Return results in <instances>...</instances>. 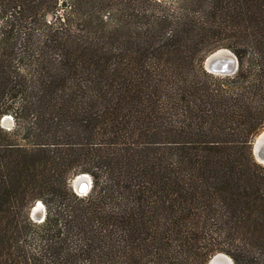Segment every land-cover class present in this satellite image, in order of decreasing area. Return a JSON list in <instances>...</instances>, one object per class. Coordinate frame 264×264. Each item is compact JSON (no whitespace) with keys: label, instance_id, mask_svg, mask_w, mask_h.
Listing matches in <instances>:
<instances>
[{"label":"trees","instance_id":"16d2710c","mask_svg":"<svg viewBox=\"0 0 264 264\" xmlns=\"http://www.w3.org/2000/svg\"><path fill=\"white\" fill-rule=\"evenodd\" d=\"M263 128L264 0H0V264H264Z\"/></svg>","mask_w":264,"mask_h":264},{"label":"water","instance_id":"95a60500","mask_svg":"<svg viewBox=\"0 0 264 264\" xmlns=\"http://www.w3.org/2000/svg\"><path fill=\"white\" fill-rule=\"evenodd\" d=\"M221 50H224L223 52H226V51L229 52V53L231 52L232 55H234V56L228 58L227 56L222 54L223 52L219 53ZM202 65L210 73L219 74V75H228V74H233V73H235L237 71L239 63H238V58H237L236 54L232 50H230L229 48H226V47H220V48H217L214 51L208 53L204 57V59L202 61ZM8 118L12 119L11 116H9ZM3 119H2V122L5 120V119L4 120ZM3 123H5V122H3ZM263 130H264V128L261 131H259L253 137L252 142H251V149H252L253 156L255 157V159L258 162H260L262 164H263V162H261L258 158L261 157L262 159H264V142L261 141V137H260L261 136V132ZM259 139H260L261 142H259ZM81 175H89L90 176V181H88L87 179L80 180L81 181V184H80L81 186H79L76 189L75 186H74V180L76 178L80 177ZM71 183H72L73 190L78 195H86L90 191V189L92 187L93 180H92V177H91L90 174L82 172V173L76 174L73 177ZM39 201L42 202L41 200H39ZM39 201L37 200L35 202V204L31 207V210H30L31 217L33 219H35V221H37V222L43 221V219L45 217V214H46L45 205L43 204V202H42L43 208L39 209V210H35V206L37 205V203ZM211 258L208 260L207 264H209ZM231 260H232V264H234L232 258H231Z\"/></svg>","mask_w":264,"mask_h":264},{"label":"bare ground","instance_id":"6f19581e","mask_svg":"<svg viewBox=\"0 0 264 264\" xmlns=\"http://www.w3.org/2000/svg\"><path fill=\"white\" fill-rule=\"evenodd\" d=\"M224 50H221L219 53L223 52ZM223 55L227 56L228 58L234 56L232 55V53L230 52H223L222 53ZM9 116H5L4 117V121L3 122H6L9 120L8 118ZM261 141L264 142V130L261 132ZM260 139H259V142H261ZM261 162H263L264 164V159H262L261 157L258 158ZM82 179H87L88 181H90V176L89 175H81L80 177L76 178L75 181H74V186L75 188L77 189L79 186H81V181ZM39 201V200H38ZM43 208V205H42V202H38L37 205L35 206V210H39V209H42ZM210 264H232V260L231 258L226 255L225 253H218L217 255H215L211 260H210Z\"/></svg>","mask_w":264,"mask_h":264},{"label":"rangeland","instance_id":"374dc122","mask_svg":"<svg viewBox=\"0 0 264 264\" xmlns=\"http://www.w3.org/2000/svg\"><path fill=\"white\" fill-rule=\"evenodd\" d=\"M5 116H11V118L12 119H10L9 118V120L8 121H6L5 123H3L2 122V119L5 117ZM1 125L4 127V128H6V129H10V128H12L13 127V125H14V120H13V116L11 115V114H5L4 116H2V118H1ZM255 158V157H254ZM86 173V172H85ZM89 174V173H88ZM76 175V174H75ZM75 175H73L72 177H71V179H70V185H71V188L73 189V187H72V179H73V177L75 176ZM75 181V180H74ZM74 191V190H73ZM75 192V191H74ZM76 193V192H75ZM77 194V193H76ZM35 204V203H34ZM33 204V205H34ZM30 210H31V208H30ZM45 210H46V208H45ZM30 217H31V213H30ZM32 218V217H31ZM33 219V218H32ZM34 221H35V219H33ZM219 253H225V252H219ZM218 254V252L215 254V255H217ZM226 255H228L227 253H225ZM214 255V256H215ZM213 256V257H214ZM229 256V255H228ZM212 257V258H213ZM230 257V256H229ZM211 258V259H212ZM231 258V257H230ZM209 264H210V262H209Z\"/></svg>","mask_w":264,"mask_h":264}]
</instances>
